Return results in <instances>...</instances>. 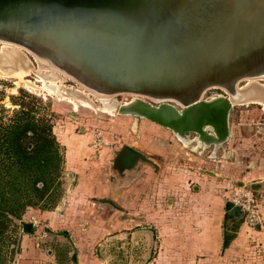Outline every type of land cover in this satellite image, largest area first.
Wrapping results in <instances>:
<instances>
[{
  "label": "rangeland",
  "instance_id": "rangeland-1",
  "mask_svg": "<svg viewBox=\"0 0 264 264\" xmlns=\"http://www.w3.org/2000/svg\"><path fill=\"white\" fill-rule=\"evenodd\" d=\"M0 44V120L28 103L51 125L60 156L54 188L9 221L0 264H264V227L248 225L232 202L252 193L264 225V102L234 104L221 144L185 146L170 129L113 112L23 48Z\"/></svg>",
  "mask_w": 264,
  "mask_h": 264
},
{
  "label": "water",
  "instance_id": "water-1",
  "mask_svg": "<svg viewBox=\"0 0 264 264\" xmlns=\"http://www.w3.org/2000/svg\"><path fill=\"white\" fill-rule=\"evenodd\" d=\"M0 42L93 95L170 101L176 108L151 121L210 123L219 144L234 104L264 101L255 89L264 84V0H0ZM249 80L255 88L244 87ZM210 89L226 98L205 103Z\"/></svg>",
  "mask_w": 264,
  "mask_h": 264
},
{
  "label": "trees",
  "instance_id": "trees-1",
  "mask_svg": "<svg viewBox=\"0 0 264 264\" xmlns=\"http://www.w3.org/2000/svg\"><path fill=\"white\" fill-rule=\"evenodd\" d=\"M19 106L11 122L0 120V239L12 217L50 193L60 166L51 125L35 119L28 103Z\"/></svg>",
  "mask_w": 264,
  "mask_h": 264
},
{
  "label": "bare ground",
  "instance_id": "bare-ground-1",
  "mask_svg": "<svg viewBox=\"0 0 264 264\" xmlns=\"http://www.w3.org/2000/svg\"><path fill=\"white\" fill-rule=\"evenodd\" d=\"M2 44H12V43H8V42H0ZM1 45V44H0ZM12 45H15V44H12ZM18 46V45H16ZM20 47V46H19ZM2 48V47H1ZM5 48V47H3ZM22 48V47H21ZM2 50V49H1ZM4 50V49H3ZM25 50V49H24ZM26 51V50H25ZM3 52V51H2ZM13 53V52H12ZM10 53V54H12ZM29 53V52H28ZM26 55V54H25ZM15 56V55H14ZM13 56V58H14ZM7 58V57H6ZM5 58V59H6ZM4 59V57H3ZM10 59V58H8ZM15 59V58H14ZM28 59V58H27ZM13 59H11L12 61ZM26 61V60H24ZM2 62V60H1ZM9 62V60H8ZM22 62V61H21ZM31 62V61H30ZM38 63V62H37ZM10 64V63H9ZM15 64V63H14ZM40 64V63H38ZM8 65V64H7ZM41 65V64H40ZM10 66V65H9ZM42 66V65H41ZM7 67V66H6ZM27 67V66H26ZM1 68V67H0ZM25 68V67H24ZM42 68H48V67H43ZM4 69V68H3ZM7 69V68H5ZM4 69V70H5ZM38 69H39V65H38ZM51 69V68H50ZM30 70V69H28ZM23 72V71H22ZM21 71L19 72L22 73ZM58 72V71H57ZM18 73V72H17ZM28 73V72H27ZM44 73V72H43ZM52 73V72H51ZM12 74V73H11ZM23 75V73H22ZM42 75V74H41ZM46 75V74H45ZM57 75V74H56ZM18 78V77H17ZM46 79V78H45ZM51 79V78H50ZM47 80V79H46ZM58 80V79H57ZM51 81V80H50ZM49 81V82H50ZM56 81V80H55ZM52 82V81H51ZM54 82V81H53ZM253 82H256L257 83V80H249L248 84H246V86L244 87H253L255 88L253 85L256 84V83H253ZM253 83V84H252ZM52 84L50 83L49 86H51ZM57 85V84H56ZM47 86V85H46ZM263 88L262 89H259V88H255L256 90H260V92H264V84L262 85ZM82 88V87H81ZM49 89V88H47ZM53 89V88H51ZM55 89V88H54ZM59 89V88H58ZM84 89V88H82ZM70 90H67L64 88L63 92H60V94L66 96V97H72V95H70ZM77 90V89H76ZM85 91H87L86 89H84ZM209 91H213L212 92V95L210 96H207L205 97V95L203 96V100L205 103H208V104H211V103H214V102H217V101H220V100H223L224 98H226V95L225 93H220V91L216 90V89H211ZM88 93H90L89 91H87ZM92 94V93H90ZM206 94V93H205ZM93 95V94H92ZM121 95H128V96H133L134 98H138L140 99L138 101V99H135V101L132 102V100H130L131 104L128 103L126 104L127 102L121 104L119 106V103L116 99V96H112V97H99V96H96L97 98H100L99 101L101 102V104L103 106H107L108 107H111L112 109H114L113 112H119L120 114H127V115H131V116H140L142 118H145V119H149V120H154V116H153V111L155 110H158L162 107H166V106H171V107H175V105H173L172 102L170 101H159V102H156V101H152V100H149V99H146L144 97H141V96H137V95H131V94H121ZM74 98H77V99H82L81 97L79 96H76V95H73ZM115 98V99H113ZM86 99V98H85ZM86 101V100H85ZM253 101H260V102H264V101H261V100H251L249 101L250 102H253ZM119 106V107H118ZM177 110V109H176ZM178 113L180 114L181 113V109H178ZM155 121V120H154ZM160 125H162L163 127L165 128H168L170 129L174 135L185 145V146H188L190 145V143L192 141H195L198 143V146H202V147H206L210 144L211 141H213V144L214 145H219L220 142H217V141H220L217 139V135H218V129L208 123V124H205V125H202L198 128H195V129H192V130H183L182 128H179L177 127L176 125L172 124V123H161ZM189 131H193L196 136L194 137V139H190L189 138V135L187 134V132ZM188 141V143L186 142Z\"/></svg>",
  "mask_w": 264,
  "mask_h": 264
},
{
  "label": "built area",
  "instance_id": "built-area-1",
  "mask_svg": "<svg viewBox=\"0 0 264 264\" xmlns=\"http://www.w3.org/2000/svg\"><path fill=\"white\" fill-rule=\"evenodd\" d=\"M243 196L244 195H239V197L234 198L232 202L246 213L245 218L248 225L252 226L253 228L262 227L263 218L259 211L255 208L252 193L246 194L245 198H243ZM258 256L261 257L262 255L258 254Z\"/></svg>",
  "mask_w": 264,
  "mask_h": 264
},
{
  "label": "crops",
  "instance_id": "crops-1",
  "mask_svg": "<svg viewBox=\"0 0 264 264\" xmlns=\"http://www.w3.org/2000/svg\"><path fill=\"white\" fill-rule=\"evenodd\" d=\"M262 227H264V225ZM255 258L257 261L261 260V259H259V257H254V261H255Z\"/></svg>",
  "mask_w": 264,
  "mask_h": 264
}]
</instances>
